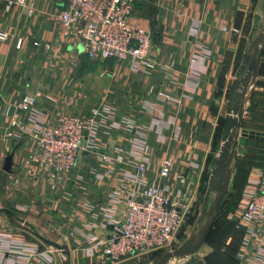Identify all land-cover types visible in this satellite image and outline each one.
I'll return each mask as SVG.
<instances>
[{"label":"crops","instance_id":"1","mask_svg":"<svg viewBox=\"0 0 264 264\" xmlns=\"http://www.w3.org/2000/svg\"><path fill=\"white\" fill-rule=\"evenodd\" d=\"M63 7V0H25L0 13V30L9 35L0 42V264H102L89 254V240L110 235L126 196L149 186L176 205L184 224H197L196 204L218 155L228 91L264 18V0H142L128 23L150 31L151 42L145 61L135 63L86 57L79 39L62 34L57 15ZM263 68L264 52L254 93L264 81ZM27 96L37 104L24 112L18 104ZM59 116L94 124L73 170L51 182L32 160L31 135ZM14 119L23 130L13 128L8 137ZM126 120L132 130L122 126ZM242 129L264 133L243 121ZM139 132L146 134L144 148L135 146ZM257 143L264 147V140ZM116 149L126 154L122 163L115 161ZM10 154L7 173L3 164ZM142 158L147 169L138 180L135 165ZM165 160L171 170L161 178ZM232 182L235 211L249 191L264 186V158L243 170L233 166ZM231 225L236 235L229 264H264V240L244 245V228ZM41 238L61 246L63 254Z\"/></svg>","mask_w":264,"mask_h":264},{"label":"built area","instance_id":"2","mask_svg":"<svg viewBox=\"0 0 264 264\" xmlns=\"http://www.w3.org/2000/svg\"><path fill=\"white\" fill-rule=\"evenodd\" d=\"M63 1L64 7L57 15L62 34L66 38L79 39L86 57L95 60L129 58L135 63L145 61L151 33L131 27L128 23L134 5L142 0ZM24 4L25 0H0V13L8 12L14 5ZM8 36L7 32L0 30V42L6 41ZM20 46L21 41H18L17 47ZM36 104V97L27 96L18 104V108L27 112ZM93 124V119L59 116L54 123L32 132V160L46 170L51 182L61 181L64 174L73 170ZM122 126L127 130L134 128L130 120L123 121ZM10 127L8 137L13 136V128L23 130L15 119L11 120ZM145 145L146 134L139 132L135 146L144 148ZM125 156L124 150L116 149L117 163H122ZM146 169L145 160L139 159L135 165L138 180L144 179ZM170 170L171 163L165 160L159 176L168 177ZM119 215L120 219L110 235L89 240L92 244L89 254L96 255L102 264H117L154 252L161 254L172 251L170 247L184 221L183 213L157 186L146 187L138 194H128ZM229 219L244 228V245L249 241L264 240V186L249 191ZM18 247L21 245H14L12 249Z\"/></svg>","mask_w":264,"mask_h":264},{"label":"water","instance_id":"3","mask_svg":"<svg viewBox=\"0 0 264 264\" xmlns=\"http://www.w3.org/2000/svg\"><path fill=\"white\" fill-rule=\"evenodd\" d=\"M262 23L257 24L256 34L249 40L248 47L241 56V62L228 91L221 144L208 176L203 207L199 214L197 226L182 244L172 251L159 254L152 260L151 264H169L172 260L189 258L204 246L219 215L224 198L232 185L233 164L240 145V138L264 140V133L242 129L245 105L254 92L264 52V18ZM11 164L12 155L10 154L4 159L3 170L9 173ZM211 192L215 196L210 200L211 206L207 208V199ZM1 211L12 219L25 223L11 211L7 209H1ZM204 219L205 222H202ZM41 239L63 254L61 246L44 238ZM63 264H69L68 260L64 259Z\"/></svg>","mask_w":264,"mask_h":264},{"label":"rangeland","instance_id":"4","mask_svg":"<svg viewBox=\"0 0 264 264\" xmlns=\"http://www.w3.org/2000/svg\"><path fill=\"white\" fill-rule=\"evenodd\" d=\"M262 22L263 19L260 20V23ZM262 74V76H264V68ZM257 90L258 91L255 92L256 94L254 93L253 102H255V104L253 109L249 111V107L252 106V102L248 103L246 107V114H244L243 126L247 129L264 130V81L260 83L259 88H257ZM242 139L243 138H240V151L238 152L240 153L242 150L243 154L241 157L235 158L233 166L236 167L238 163L241 166H244L245 168L249 165L250 167H252V165H258L259 163H261L264 158V147L262 146V143H255L254 141L249 142V140H247L248 145L246 144L243 146L241 144ZM85 149L86 146L83 151H85ZM212 167L213 162H210V169H212ZM209 173L210 172L208 171L206 176H209ZM207 180H204L203 182V187L199 193L198 202L196 204L197 207L195 215H197V222L199 214L203 207ZM232 189L233 188L231 187L228 194L224 198V201L219 210V215L215 220L212 231L209 235V237L211 236V238L208 237L209 240L207 239L204 246L200 249L201 251H198L197 253L186 259L172 260L169 264H202V261L204 264H228L229 262H231L232 258L230 257L229 252H233V248L231 245L233 244V240L235 239L236 235L235 230L233 229V225H231L234 221L229 219V216L235 212L233 211V209H231L235 203L233 202L234 198L232 196ZM214 196L215 194L213 192L209 194L207 199V208L211 206L210 200H212ZM202 222H205V219ZM196 226L197 224L186 225L183 221L177 239L175 240L174 244H172V246L170 247V250H174L180 244H182L185 239L189 237V235ZM227 237L231 238V240H229L230 246L228 248L226 247L227 249L223 251L221 250L222 244L223 241L227 239ZM207 246H210L212 249V251H210L209 253H207ZM151 258V254H147L141 256L139 260H132L131 262H128L126 264H151ZM207 258H209L208 261H206Z\"/></svg>","mask_w":264,"mask_h":264},{"label":"trees","instance_id":"5","mask_svg":"<svg viewBox=\"0 0 264 264\" xmlns=\"http://www.w3.org/2000/svg\"><path fill=\"white\" fill-rule=\"evenodd\" d=\"M262 72H263V71H262ZM262 72H261V73H262ZM251 98H252V103H251L252 106L249 107V111L253 109L254 104H255V102H253L254 92L251 94L250 99H251ZM221 123H222V122H221ZM222 125H223V123H222ZM248 139H249V138H243V139L241 140V144H242V145L247 144V140H248ZM251 141H254L255 143H257V142H259L260 140L249 139V142H251ZM243 168H244V166H241L240 164L237 163L236 169H242V170H243ZM207 178H208V176H206V174H205V176H204V180H207ZM231 186L233 187V182H232V185H231ZM209 238H211V236H210ZM209 238H208V240H209ZM158 255H159V253H157V252L151 253V256H154V257H156V256H158ZM230 257H231V256H230ZM209 258H210V257H209ZM209 258H207L206 261H208ZM231 258H232V260H231V263H232V262L234 261V258H233V257H231ZM229 263H230V262H229ZM229 263H228V264H229Z\"/></svg>","mask_w":264,"mask_h":264}]
</instances>
